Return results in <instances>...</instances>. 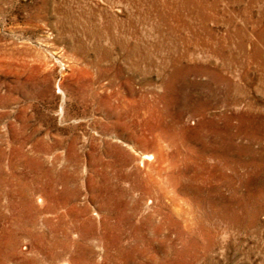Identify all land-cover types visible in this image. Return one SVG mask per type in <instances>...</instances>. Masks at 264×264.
<instances>
[{"label": "rangeland", "instance_id": "1", "mask_svg": "<svg viewBox=\"0 0 264 264\" xmlns=\"http://www.w3.org/2000/svg\"><path fill=\"white\" fill-rule=\"evenodd\" d=\"M263 136L264 0H0V264H264Z\"/></svg>", "mask_w": 264, "mask_h": 264}, {"label": "bare ground", "instance_id": "2", "mask_svg": "<svg viewBox=\"0 0 264 264\" xmlns=\"http://www.w3.org/2000/svg\"><path fill=\"white\" fill-rule=\"evenodd\" d=\"M231 104V103H230ZM237 104H239V102L237 103ZM153 107V106H152ZM185 108V107H184ZM202 110V109H201ZM167 111V110H166ZM164 113V112H163ZM168 116V115H167ZM216 116V115H215ZM208 117V116H207ZM211 117H212V115H211ZM226 117V116H225ZM163 118V117H162ZM255 118V117H254ZM161 119V118H160ZM165 119V118H164ZM211 119V118H210ZM169 121V120H168ZM215 121V120H214ZM214 121H210V125L209 126H207V127H209L214 133H213V137L216 139V140H214L215 141V144L216 143H218L219 142V139L220 138H222L221 139V141H225V146H226V148H227V153H233L235 150H237V149H245V150H250V151H252V148L250 147V145H247V144H245V145H235V143L233 142V138L235 137V135L237 134V132H236V130H232L231 128V126H230V124L229 123H225V126H224V129H222L220 126H217V124H216V122H214ZM221 121V120H220ZM219 121V122H220ZM221 122H223V121H221ZM241 123V122H240ZM259 123V122H258ZM242 124V123H241ZM253 124V123H252ZM202 125V124H201ZM219 125V124H218ZM234 125V124H233ZM261 125H263V124H261ZM169 126V125H168ZM163 127V126H162ZM221 129H220V128ZM243 127V126H242ZM254 127V126H253ZM257 127V126H256ZM167 128V127H166ZM171 128H172V126H171ZM171 128H169V129H171ZM180 128V127H179ZM197 128V127H196ZM165 129V128H164ZM202 129V128H201ZM235 129V128H234ZM262 129V128H261ZM173 130V129H172ZM175 130H177V129H175ZM198 130V129H197ZM200 130V129H199ZM160 131H162V130H160ZM196 131V130H195ZM204 131V130H203ZM158 131H156V133H157ZM171 132V131H170ZM176 132V131H175ZM192 132V131H191ZM205 132V131H204ZM260 132V131H259ZM259 132H257V133H259ZM177 133V132H176ZM211 133V132H210ZM256 133V131L254 130V129H250V131L248 132V134H249V136H252V137H255V135L257 134ZM206 134V133H205ZM160 135L161 136H163V139H165V138H169L170 139V141H171V143L172 144H174V145H177V142L175 141V140H171V138L173 137V136H171V134H167L166 133V131H164L163 133L161 132L160 133ZM190 135V134H189ZM202 135V134H201ZM174 136H175V134H174ZM181 136V135H180ZM206 136V135H205ZM156 137V136H155ZM199 137V136H198ZM207 137V136H206ZM206 137H205V140H206ZM237 137V136H236ZM244 137V136H243ZM264 137V136H263ZM192 138V137H191ZM242 138V137H241ZM158 139V138H157ZM189 139V138H188ZM203 139V138H202ZM212 139V138H211ZM235 139V138H234ZM248 139V138H247ZM166 140V139H165ZM194 140V139H193ZM236 140V139H235ZM168 141V140H167ZM178 141V140H177ZM207 141V140H206ZM255 141V140H254ZM201 142V141H200ZM209 142V141H208ZM249 142V141H248ZM199 143V142H198ZM189 145H191V144H189ZM213 145V144H212ZM171 146V145H170ZM192 146V145H191ZM217 146V145H216ZM195 147V146H194ZM203 147H205V146H203ZM213 147H214V145H213ZM218 147V146H217ZM210 148V147H209ZM208 149V148H207ZM211 149V148H210ZM209 149V150H210ZM183 151V150H182ZM213 152L214 153H218V151L217 150H215V148L213 149ZM221 152V151H220ZM249 152V151H248ZM182 153V152H181ZM195 153V152H194ZM200 153V152H199ZM212 153V152H211ZM223 153H224V151H223ZM222 153V154H223ZM251 153V152H250ZM73 154V153H72ZM71 154V155H72ZM75 154V153H74ZM176 154V153H175ZM70 155V156H71ZM147 155V154H146ZM146 155H144L143 154V156H146ZM253 155V154H252ZM264 155V154H263ZM150 156V155H149ZM247 156V155H246ZM250 156V155H249ZM169 157V156H168ZM182 157V156H181ZM202 157V156H201ZM73 158V157H72ZM78 158V157H77ZM249 158V157H248ZM123 159V158H122ZM174 159V158H173ZM170 160V159H169ZM188 160V159H187ZM237 160V159H236ZM250 160V159H249ZM75 161V160H74ZM99 161V160H98ZM120 161V160H119ZM178 161V160H177ZM181 161V160H180ZM251 164H254V166L256 165V167H260L258 164H257V162H255V160L254 159H251ZM103 163V162H102ZM122 163V162H121ZM174 163V162H173ZM201 163V162H200ZM221 163V162H220ZM240 162H238L237 164H239ZM171 164V163H170ZM175 164V163H174ZM225 164V163H224ZM114 165V164H113ZM168 165H169V163H168ZM173 165V164H172ZM200 165V164H199ZM124 166V165H123ZM122 166V167H123ZM128 166V165H127ZM182 166V165H181ZM185 166V165H184ZM105 167V166H104ZM121 167V168H122ZM171 167V166H170ZM189 168V167H188ZM224 168V167H223ZM225 169V168H224ZM117 170V169H116ZM183 170V169H182ZM171 171V170H170ZM170 171H168V172H170ZM206 172V171H205ZM225 172V171H224ZM106 174V173H105ZM172 174H173V172H172ZM195 174H196V177H190V179H189V185H192L193 183H194V180H196L197 178H199L200 177V172L199 171H197V172H195ZM228 174V173H227ZM128 175V174H127ZM133 175V174H132ZM193 175V174H192ZM203 175V174H202ZM224 175V174H223ZM169 176V175H168ZM171 176V175H170ZM185 176V175H184ZM117 177V176H116ZM112 178V177H111ZM119 178V177H118ZM178 178V177H177ZM181 178V177H180ZM224 178H226L225 180H228V178L227 177H225V176H223V179ZM105 179V178H104ZM107 179H109V178H107ZM131 179V178H130ZM133 179V178H132ZM176 179V178H175ZM200 179V178H199ZM208 179V178H207ZM206 179V180H207ZM210 179H212L211 177L209 178V180ZM124 180V179H123ZM230 180V179H229ZM234 180V179H233ZM125 181V180H124ZM129 181V180H128ZM218 181V180H217ZM161 182V181H160ZM176 182H177V180H176ZM263 182V181H262ZM116 183V182H115ZM126 183V182H125ZM152 183V182H151ZM187 183V182H186ZM186 183H185V185H184V189L185 190H188L187 188L189 187H187L186 186ZM218 183V182H217ZM101 184V183H100ZM117 184V183H116ZM136 184V183H135ZM160 184V183H159ZM174 184V183H173ZM206 184V183H205ZM162 185V184H161ZM170 185V184H169ZM175 185V184H174ZM193 186V185H192ZM113 187H115V186H113ZM140 187V186H139ZM160 187V186H159ZM178 187V186H177ZM202 187V186H201ZM224 187V186H223ZM117 188V187H116ZM124 188V187H123ZM102 189L104 190V192L107 194V195H109L110 194V186L109 185H104V186H102ZM113 189V188H112ZM120 189H122V188H120ZM215 191H217V192H220V187L219 186H217V187H215ZM66 190V189H65ZM139 190V189H138ZM143 190V189H142ZM174 190V189H173ZM209 190V189H208ZM114 191H116L117 192V190H115L114 189ZM202 191H204V189L203 188H197L196 189V193H197V195L199 194V193H201ZM64 192V191H63ZM103 192V193H104ZM132 192V191H131ZM205 192V191H204ZM102 193V192H101ZM130 193V192H129ZM128 193V194H129ZM64 194H65V196H67V198H68V196H71L70 195V193L69 192H64ZM112 194V196H114L113 195V193H111ZM178 195V194H177ZM190 195V194H189ZM196 195V194H195ZM204 195V194H203ZM233 195H236V192H234L233 193ZM259 195H260V197L262 196H264V190H263V188H257V190H255V188H250L249 189V191H248V197H252V198H256V197H259ZM121 196V195H120ZM186 196V195H185ZM212 196V195H211ZM177 197V196H176ZM187 197V196H186ZM198 197H201V196H199L198 195ZM212 197H214V196H212ZM65 198V197H64ZM224 199H227V200H232V199H236V198H243V197H232V198H230V199H228V198H226V197H223ZM129 199V198H128ZM41 200V199H40ZM131 200V199H130ZM66 201V200H65ZM223 201V200H222ZM242 201V200H241ZM109 202V201H108ZM132 203V202H131ZM134 203V202H133ZM132 203V204H133ZM217 203V202H216ZM25 204H27L26 205V207H28V205H29V202L27 201ZM220 204V203H219ZM30 205H31V203H30ZM195 205V204H194ZM65 206V205H64ZM114 206V205H113ZM132 206V205H131ZM204 206V205H203ZM61 207V206H60ZM120 207V206H119ZM172 207V206H171ZM200 207V206H199ZM117 208V207H116ZM28 210H29V207L27 208ZM26 209V210H27ZM38 210H39V208H38ZM128 210V209H127ZM191 210V209H190ZM189 210V211H190ZM130 211V210H129ZM37 212H39V211H37ZM132 212V211H131ZM137 211H135V213H136ZM20 221H21V223H19V225H21V226H24V223H31L32 222V219H31V221H29L28 220V217H27V211H25V213H22V211H21V213H20ZM130 215V214H129ZM132 215V214H131ZM198 215V214H197ZM120 216V215H119ZM118 216V217H119ZM145 217H147L146 215H145ZM16 218V217H15ZM33 218V217H32ZM37 218H39V217H37ZM78 218V217H77ZM120 218V217H119ZM123 218V217H122ZM130 218V217H129ZM65 219V218H64ZM142 219V218H141ZM173 219V218H172ZM79 220V219H78ZM152 220V219H151ZM191 220V219H190ZM36 221V220H35ZM84 221V220H83ZM169 221H171V220H169ZM137 222V221H136ZM147 222V221H146ZM160 222H161V220H160ZM164 222V221H163ZM167 222V221H166ZM83 223V222H82ZM151 223V222H150ZM193 223V222H192ZM198 223H199V221H198ZM146 224V223H145ZM165 224V223H164ZM201 224V223H200ZM53 225H54V223H53ZM52 225V226H53ZM129 225V224H128ZM128 225H126V226H128ZM151 225V224H150ZM156 225V224H155ZM161 225H163V224H161ZM160 225V226H161ZM174 225V224H173ZM48 226V225H47ZM61 226V225H60ZM72 226H74L73 228H75V226L76 225H71V226H67V225H63L62 227H61V231H63V232H61V233H63V235H68V231H67V229L66 228H70V229H72ZM164 226V225H163ZM169 225H167V227H168ZM175 226V225H174ZM178 226V225H177ZM29 227V226H28ZM59 227V226H58ZM92 227V226H91ZM107 227V226H106ZM133 227V226H132ZM149 227V226H148ZM191 227V226H190ZM24 228V227H23ZM76 228H79L82 232H84L83 231V228H84V225L83 224H81V223H79L78 224V226H76ZM129 228V227H128ZM171 228V227H170ZM178 228V227H177ZM181 228V227H180ZM55 229H56V226H55ZM69 229V230H70ZM153 229V228H152ZM179 229V228H178ZM88 230V229H87ZM131 230H133V229H131ZM154 230V229H153ZM152 230V231H153ZM189 230V229H188ZM16 231V230H15ZM71 231V230H70ZM175 231V230H174ZM190 231V230H189ZM203 231V230H202ZM205 231V230H204ZM145 232V231H144ZM161 232V231H160ZM168 232H170V231H168ZM60 233V234H61ZM93 233V232H92ZM173 233V232H172ZM184 233V231L183 230H178V234L182 237V234ZM44 234V233H43ZM114 234V233H113ZM156 234V233H155ZM162 234V233H161ZM94 235V234H93ZM110 235V234H109ZM134 235V234H133ZM163 235V234H162ZM185 235V234H184ZM64 236V237H65ZM166 236V235H165ZM176 236V235H175ZM3 237V241H4V244H6L7 245V247H12V245H16V241H17V239H16V235L13 237L12 235H11V233L9 232V231H6V234L5 235H3L2 236ZM53 238H54V240H55V234L53 233V236H52ZM109 237V236H108ZM118 238V237H117ZM191 238V237H190ZM69 239V238H68ZM114 239H116V238H114ZM139 239V238H138ZM45 240V238L43 237V238H41V240H39V242H38V249H41V252H46L47 251V248H48V245L46 244V240ZM113 240V239H112ZM127 240V239H126ZM128 241V240H127ZM131 241V240H130ZM175 241V240H174ZM55 242L56 243H58L59 241L58 240H55ZM54 242V243H55ZM152 242V241H151ZM169 242V241H168ZM167 242V243H168ZM171 242V241H170ZM194 240L193 239H190L189 241H188V245H189V247H193L194 246ZM131 243V242H130ZM117 245V244H116ZM155 245V244H154ZM169 245H170V243H169ZM172 245V244H171ZM186 245V244H185ZM167 246H168V244H167ZM187 246V245H186ZM58 247V246H57ZM130 247H132V246H130ZM169 248V247H168ZM174 248V247H173ZM37 249V250H38ZM119 249V248H118ZM42 250H44V251H42ZM172 250V249H171ZM187 250V249H186ZM173 251V250H172ZM183 251V250H182ZM127 253V252H126ZM17 254V253H16ZM168 254V253H167ZM49 255V254H48ZM189 255V254H188ZM170 256V255H169ZM173 256H174V254H173ZM177 256V255H176ZM175 257V256H174ZM179 257V256H178ZM119 258V257H118ZM180 258V257H179ZM173 259V258H172ZM176 260V259H175ZM33 262H31V263H29V264H37V261H35V260H32ZM165 261H167V260H165ZM117 262V261H116ZM22 263V262H21ZM65 263V262H64ZM63 263V264H64ZM67 263V262H66ZM89 263V262H88Z\"/></svg>", "mask_w": 264, "mask_h": 264}]
</instances>
